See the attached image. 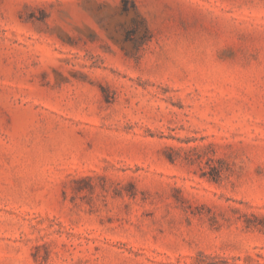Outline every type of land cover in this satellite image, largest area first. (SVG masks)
I'll return each instance as SVG.
<instances>
[{
  "label": "rangeland",
  "instance_id": "rangeland-1",
  "mask_svg": "<svg viewBox=\"0 0 264 264\" xmlns=\"http://www.w3.org/2000/svg\"><path fill=\"white\" fill-rule=\"evenodd\" d=\"M0 264H264V0H0Z\"/></svg>",
  "mask_w": 264,
  "mask_h": 264
},
{
  "label": "trees",
  "instance_id": "trees-1",
  "mask_svg": "<svg viewBox=\"0 0 264 264\" xmlns=\"http://www.w3.org/2000/svg\"><path fill=\"white\" fill-rule=\"evenodd\" d=\"M126 12H128V11H126ZM134 12H135V8H134Z\"/></svg>",
  "mask_w": 264,
  "mask_h": 264
}]
</instances>
